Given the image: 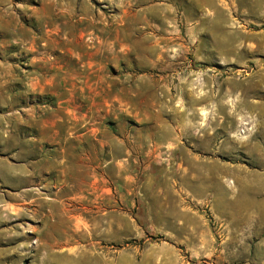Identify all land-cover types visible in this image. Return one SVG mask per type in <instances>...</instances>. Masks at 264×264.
I'll return each mask as SVG.
<instances>
[{
	"label": "rangeland",
	"instance_id": "1",
	"mask_svg": "<svg viewBox=\"0 0 264 264\" xmlns=\"http://www.w3.org/2000/svg\"><path fill=\"white\" fill-rule=\"evenodd\" d=\"M0 264H264V0H0Z\"/></svg>",
	"mask_w": 264,
	"mask_h": 264
}]
</instances>
